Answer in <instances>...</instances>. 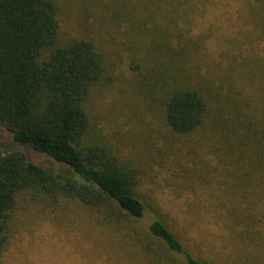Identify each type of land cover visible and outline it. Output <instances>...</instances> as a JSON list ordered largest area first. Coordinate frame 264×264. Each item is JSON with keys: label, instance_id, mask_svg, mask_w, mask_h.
Segmentation results:
<instances>
[{"label": "trees", "instance_id": "16d2710c", "mask_svg": "<svg viewBox=\"0 0 264 264\" xmlns=\"http://www.w3.org/2000/svg\"><path fill=\"white\" fill-rule=\"evenodd\" d=\"M61 6L62 0H0V127L19 145L53 161L44 165L21 149L0 150V256L20 204L36 213L49 208L65 216L81 208L96 224L117 233L118 249L130 264H233L219 251L213 256L216 262L210 253L195 254L194 245H208V227L186 235L192 244L187 243L184 230L166 219L162 206H147L138 164L112 155L106 143L90 138L86 103L106 65L91 38L62 31ZM258 25L264 27V14ZM259 34L264 31L257 33L264 38ZM175 39L178 43L171 47L164 41V50L155 55L142 53L143 62L131 58L129 67L140 74L147 95L159 97L168 129L187 137L194 163H202L215 142L225 153L236 151L237 161L246 160L239 180L259 191L241 185L232 195L224 192L220 199L229 206L213 217L224 224L227 236L234 233L252 249L254 260L238 264H264V208H256L264 204V116L251 118L228 94L225 104L213 103L216 93L206 86L209 81H194L195 63L187 64L186 49L198 52L204 37ZM220 40L241 43L239 37ZM263 51L262 46L264 56ZM247 58H241L243 71L264 78L262 71L250 70ZM229 108L233 115L226 112ZM208 139L200 154L198 148ZM217 156L223 160L228 155Z\"/></svg>", "mask_w": 264, "mask_h": 264}, {"label": "rangeland", "instance_id": "374dc122", "mask_svg": "<svg viewBox=\"0 0 264 264\" xmlns=\"http://www.w3.org/2000/svg\"><path fill=\"white\" fill-rule=\"evenodd\" d=\"M262 5L264 0H62L60 13L63 32L91 38L104 56L105 76L92 86L86 103L90 138L106 143L112 155L138 164L147 206L151 208L153 202L162 206L166 219L184 230L180 232L187 243L191 242L186 235L208 227V245H194L195 254L213 257L219 251L233 264L239 260L251 263L252 249L234 233L227 236L224 224L213 215L226 208L227 203L220 199L224 192L232 195L239 186H248L239 180L247 169L246 160L237 161L236 151L225 153L215 142L205 160L194 163L187 137L168 129L159 97L147 95L148 88L129 62L131 58L143 62L142 53L155 55L164 50V41L171 47L178 43L175 37L201 35L203 46L198 52L186 49L187 64L192 60L196 67L193 80L209 81L205 85L216 93L213 103L225 104L224 94H228L258 120L264 116V78L244 72L241 58L249 56L250 70L264 74V56L259 52L264 38L257 35L264 31L258 25L264 14ZM251 7L254 13L249 11ZM223 37H239L241 43L233 46L230 40H220ZM223 45L228 53L222 51ZM226 112L233 115L234 109ZM208 141L198 148L200 154ZM16 148L34 162H53L43 153L19 145L0 127V150ZM221 153L228 156L220 160L217 155ZM247 188L259 191L258 186ZM19 205L0 264H130L118 249L117 233L96 224L81 208L71 209L65 216L49 208L36 213ZM263 206L261 201L256 208Z\"/></svg>", "mask_w": 264, "mask_h": 264}]
</instances>
